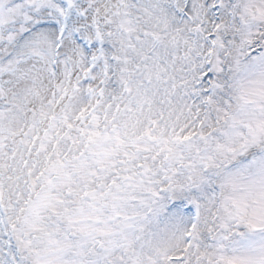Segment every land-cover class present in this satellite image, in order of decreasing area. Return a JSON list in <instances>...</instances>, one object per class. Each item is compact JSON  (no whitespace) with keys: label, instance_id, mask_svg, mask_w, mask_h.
<instances>
[{"label":"snow or ice","instance_id":"6c2138e0","mask_svg":"<svg viewBox=\"0 0 264 264\" xmlns=\"http://www.w3.org/2000/svg\"><path fill=\"white\" fill-rule=\"evenodd\" d=\"M0 264H264V0H0Z\"/></svg>","mask_w":264,"mask_h":264}]
</instances>
